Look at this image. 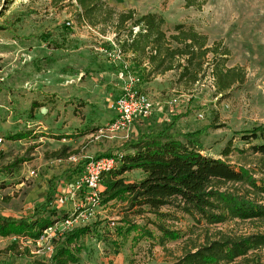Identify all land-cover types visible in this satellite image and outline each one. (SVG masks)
I'll list each match as a JSON object with an SVG mask.
<instances>
[{"label":"rangeland","instance_id":"1","mask_svg":"<svg viewBox=\"0 0 264 264\" xmlns=\"http://www.w3.org/2000/svg\"><path fill=\"white\" fill-rule=\"evenodd\" d=\"M56 1L0 0V216L25 217L29 210L45 202L53 182L51 209L69 215L73 229L92 230L81 242L84 251L79 264H121L123 259L117 261L114 256L115 238L110 234L125 218L126 204L120 201L90 208L84 203V193H75V178L81 164L89 158L108 152L117 154L127 141L161 132L172 122L157 121L152 116L136 120L130 134L100 133L111 113L92 112L95 107L89 103L97 100L94 95L97 85L90 82L92 86H84L76 80L90 81L92 76L87 71L95 72L97 66L118 75L117 66L100 52L112 48L113 25L109 22L94 27L79 23L75 1L64 4ZM103 1L119 14L134 12L136 18L157 14L165 20L163 29L168 35L176 26L183 25L207 36L210 47L220 44L222 50L229 51L226 68L243 70L245 81L224 96L216 95L212 66H204L200 82L188 88L177 84L178 72L165 78L169 88L179 91L173 92L174 100L184 96L181 109L189 108L186 118L180 120L173 132L203 131V154L216 159H222L221 153L232 140L234 152L229 163L235 168L251 166L257 172L256 177L264 181L263 161L253 156L249 145L241 140V134L264 128V0H200L205 2L201 10L188 9L183 0ZM121 31L125 33V29ZM41 36L45 38L40 40ZM209 58L212 60V56ZM87 106L90 108L83 111ZM21 134L27 137L10 140ZM127 179L137 182L138 175L129 174ZM61 198H68V202L61 205ZM131 220L145 225L144 219ZM174 226L173 230L186 233L184 239L170 243L165 250L152 249L151 242L142 241L133 246L125 262L176 264L186 248L193 242H205L207 235L249 236L264 229L262 223L239 221L196 229L187 219ZM61 230L49 232L42 243L21 239L19 252L8 255V261L25 264L34 258L48 260V247L54 248L51 239ZM133 237L126 245H133ZM13 241L14 238L0 237V251ZM26 249L30 255H26ZM248 259L251 264H264V249Z\"/></svg>","mask_w":264,"mask_h":264},{"label":"trees","instance_id":"2","mask_svg":"<svg viewBox=\"0 0 264 264\" xmlns=\"http://www.w3.org/2000/svg\"><path fill=\"white\" fill-rule=\"evenodd\" d=\"M71 1L79 8V23L94 27L109 22L113 25L114 40L120 43L124 53L133 55L132 71L142 82L175 71L179 73V85L195 86L204 75V66H212L217 96H224L245 81L243 70L226 68L229 51L222 50L220 44L208 47V37L194 29L179 25L168 35L163 29V17L147 14L136 18L134 12L119 14L103 0H58L56 3ZM183 1L188 9L201 10L205 5L200 0ZM122 29H125L123 34ZM135 29H139L137 34H134ZM44 38L41 36L40 40ZM139 58L147 61L149 69L142 68ZM180 119L181 116L175 117L161 132L127 141L117 154L108 152L96 157L114 156L119 162L114 171L104 176L100 193L102 206L121 201L127 207L125 218L110 234L115 238L112 242L115 254L120 253L132 235V248L147 241L151 242L152 249L165 250L170 243L186 237V233L173 230L174 225L186 219L192 221L196 229L236 221L264 225V181L256 177V170L251 166L235 168L229 163L234 152L232 140L221 153L222 159L204 155L201 138L205 133H174ZM26 137L21 134L10 140ZM241 140L264 165V128L241 134ZM87 162L81 164L83 168ZM134 171L142 172L143 179L130 182L126 175ZM53 191L52 182L45 202L29 210L23 218L0 216V237L14 238L8 248L0 251V264H14L7 257L19 252L21 239L36 244L46 231L69 219V215L51 209ZM131 218L144 219L145 225H137ZM91 233L89 227L59 233L51 241L54 248L48 260L34 258L25 264H79L84 251L81 242ZM214 238L207 235L205 242H193L176 264H235L237 261L251 264L248 257L264 249V229L249 236L218 233ZM25 251L30 255L29 249Z\"/></svg>","mask_w":264,"mask_h":264},{"label":"built area","instance_id":"3","mask_svg":"<svg viewBox=\"0 0 264 264\" xmlns=\"http://www.w3.org/2000/svg\"><path fill=\"white\" fill-rule=\"evenodd\" d=\"M69 25V24H68ZM139 29H135L137 34ZM115 39V35H113ZM112 43L110 50H100L101 53L111 61L119 69L117 78L123 84L122 95L110 104V108L115 115L114 120L109 123L105 130L108 135L119 133L130 134L135 120L149 119L154 115L155 105L152 100L141 91V79L132 71V63L130 59L132 54H126L122 51L120 43ZM119 165L117 157H99L89 158L84 165L82 176L75 182V193H84V203L90 208H96L100 203V193L103 190L102 180L106 174L114 171ZM74 196V193H70ZM68 202V198H61V205ZM74 222L71 218L63 223L58 224L54 228L49 229L40 238L42 243L47 238V234L56 229L61 231H70L73 229ZM62 233V232H61ZM53 239H51L52 241ZM49 256L53 252V248L48 247Z\"/></svg>","mask_w":264,"mask_h":264},{"label":"crops","instance_id":"4","mask_svg":"<svg viewBox=\"0 0 264 264\" xmlns=\"http://www.w3.org/2000/svg\"><path fill=\"white\" fill-rule=\"evenodd\" d=\"M112 34L114 35V32H112ZM209 45V43H208ZM210 47V45L208 46ZM142 62V68H148V64L147 61L144 59L142 60L141 58H139V62ZM100 69V70H99ZM175 71L166 73L165 75L162 76H157V77H153L151 79H149L148 81H143L140 89L142 92H144L154 103L155 105V112L153 115V118L156 119L157 121H163L165 123H171L173 121V119L175 117L181 116V121L184 120L186 118L188 109H181V106H183L185 104L184 102V96H180L175 97L177 100H174V97H172L173 92L178 93L179 91L177 90H172V88H169L168 84H166L165 78L169 75V74H173ZM87 73H89L90 76H92V78L90 79V81H86L85 80H76L77 82L79 81L81 85L84 86H88L91 85L92 83L93 85H97V90H95L94 95L97 98V100H101L103 102H105L106 104L101 105V101H97L95 100V103H89L90 105H94V109L92 110V112H101V111H106L109 110L111 113V118L110 120L107 122L108 124L111 123L114 118L115 115L112 112L111 108H110V104L115 101L118 97H120L122 94V87L123 84L118 80L116 73H112L110 71L107 70V68H103V66H97V70L94 71H87ZM71 79V77H70ZM92 82V83H90ZM68 83H73V81L68 82ZM178 84V83H177ZM179 85V84H178ZM182 85L185 86L184 83L180 84L179 86L181 87ZM188 88V87H186ZM188 92V89H186ZM111 97H114V100H111ZM100 103V104H99ZM179 104H181L179 106ZM177 105V106H176ZM187 107L189 106V102L186 104ZM39 108V107H38ZM90 107L87 106L86 108H83V111H86L87 109H89ZM35 111V105L32 106V116L33 117V112ZM185 117V118H184ZM140 120H145V119H137V122ZM180 120L177 122V124L180 122ZM171 121V122H170ZM136 122V120H135ZM108 124H106L105 126H107ZM176 124V125H177ZM170 125V124H169ZM177 127V126H176ZM176 127H174V129H176ZM112 155H114L112 153ZM133 173H137L138 175V179L137 181H140L143 179V174L140 171H134L132 173L129 174H133ZM83 174V167L80 171V173H78L77 177L75 178L76 180H78ZM127 174V175H129ZM126 175V177H127ZM132 245V244H131ZM131 245H126L120 253L115 254L114 256L117 258V261H119L120 257L123 259L121 264H129L128 262L126 263L125 261H127V254L132 253L133 249ZM168 248V246H167ZM166 248V249H167ZM155 250L157 249H162L160 247H155ZM153 252V251H152Z\"/></svg>","mask_w":264,"mask_h":264}]
</instances>
